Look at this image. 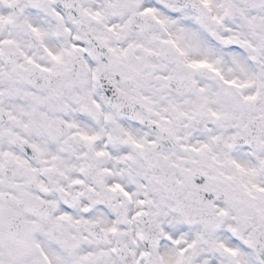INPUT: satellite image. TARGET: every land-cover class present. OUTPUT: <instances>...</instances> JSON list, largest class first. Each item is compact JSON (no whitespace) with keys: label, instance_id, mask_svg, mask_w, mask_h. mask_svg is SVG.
<instances>
[{"label":"snow or ice","instance_id":"snow-or-ice-1","mask_svg":"<svg viewBox=\"0 0 264 264\" xmlns=\"http://www.w3.org/2000/svg\"><path fill=\"white\" fill-rule=\"evenodd\" d=\"M0 264H264V0H0Z\"/></svg>","mask_w":264,"mask_h":264}]
</instances>
